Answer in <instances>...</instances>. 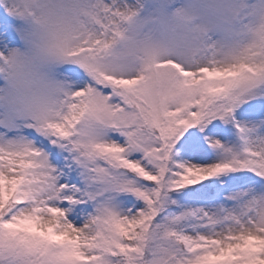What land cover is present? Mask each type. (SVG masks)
I'll return each instance as SVG.
<instances>
[{"label":"snow or ice","instance_id":"1","mask_svg":"<svg viewBox=\"0 0 264 264\" xmlns=\"http://www.w3.org/2000/svg\"><path fill=\"white\" fill-rule=\"evenodd\" d=\"M0 264H264V0H0Z\"/></svg>","mask_w":264,"mask_h":264}]
</instances>
